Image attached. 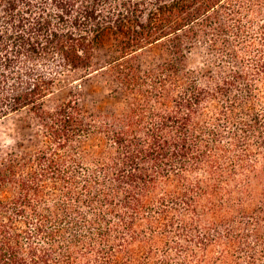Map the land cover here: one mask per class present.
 Wrapping results in <instances>:
<instances>
[{"label":"trees","instance_id":"1","mask_svg":"<svg viewBox=\"0 0 264 264\" xmlns=\"http://www.w3.org/2000/svg\"><path fill=\"white\" fill-rule=\"evenodd\" d=\"M79 70L109 106H48ZM22 111L0 264H264V0H0V121Z\"/></svg>","mask_w":264,"mask_h":264},{"label":"rangeland","instance_id":"2","mask_svg":"<svg viewBox=\"0 0 264 264\" xmlns=\"http://www.w3.org/2000/svg\"><path fill=\"white\" fill-rule=\"evenodd\" d=\"M111 55V41L105 38L97 48V59L103 65ZM189 64L205 69L204 54L194 49ZM71 93L76 94L83 105L92 109L105 108L111 102L106 78L100 72L91 74L79 70L66 73L61 77L54 94L48 98L47 105L51 107L69 98ZM33 132L34 120L26 112L11 114L0 121V148H20L22 144L28 145Z\"/></svg>","mask_w":264,"mask_h":264}]
</instances>
